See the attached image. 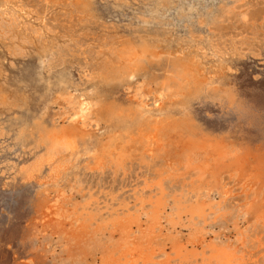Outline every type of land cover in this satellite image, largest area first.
Listing matches in <instances>:
<instances>
[{
    "label": "rangeland",
    "instance_id": "374dc122",
    "mask_svg": "<svg viewBox=\"0 0 264 264\" xmlns=\"http://www.w3.org/2000/svg\"><path fill=\"white\" fill-rule=\"evenodd\" d=\"M71 2L0 0V87L7 97L0 103V264H225L228 257L264 264L256 194L228 172L222 184L203 182L156 148L133 150L122 164L106 158L99 165L88 155L70 162L26 134L37 118L74 124L76 99L92 93L101 54L142 36L162 42L160 64L148 63L134 89L114 82L111 94L127 102L134 93L154 109L164 94L146 80L164 73V42L207 49L208 62L226 60L215 68L234 98L202 94L190 107L193 120L202 133L264 164V0H90L88 11ZM66 83L70 94L62 95ZM79 122L108 139L103 122ZM50 205L58 216H47Z\"/></svg>",
    "mask_w": 264,
    "mask_h": 264
},
{
    "label": "bare ground",
    "instance_id": "6f19581e",
    "mask_svg": "<svg viewBox=\"0 0 264 264\" xmlns=\"http://www.w3.org/2000/svg\"><path fill=\"white\" fill-rule=\"evenodd\" d=\"M72 2L78 8H81L82 11L89 10L90 0H72ZM23 5L25 4L23 3ZM43 10L40 11L43 12ZM14 13L15 11H13ZM157 44L150 43L148 38L146 39L142 36L137 40L126 39L114 44L104 56L101 54V57L104 58L103 62H105L101 65L98 74L90 81L92 93L83 92L76 99L75 103L78 109L76 108L77 111L73 114L74 118L72 119L75 123L64 125L54 120L48 125L45 124L42 118H37L34 125L27 131L25 130L26 127L23 128L28 134L26 136L28 138L29 135L34 137L38 146L44 147L50 154L62 153L66 156L67 161L71 162L74 159L78 162L82 155H88L90 160L91 158L94 159L99 165L104 164L106 158L115 161L117 164H122L127 155L133 150L147 149V152H152L154 148L158 150L165 149L171 157V160L167 162L168 164L172 167L176 164L181 165L186 173L194 172L197 174L198 179L203 182L222 184L223 175L226 172L232 177H236L243 186H247V189L254 190L256 196L255 200L252 201V207L259 212V217L264 220V198L259 199L264 190V164L256 161L260 158L257 157L259 155L255 156L257 159L252 160L254 158L253 155L252 159L249 157L251 151L241 152L240 149L226 143L220 137H212L202 133L200 126L197 125L191 115L190 107L192 102L202 94H208L215 98H234V93L230 88L220 87V77L218 76V70L215 68L218 65L223 66L226 60L218 59L208 62L206 60L207 49L201 51L197 47H191L182 42H178L173 46L166 41L164 45L170 48H168V55H164L166 60L162 77L156 78L154 75L150 77V81L146 80L149 84L156 86L158 96L164 94L163 98L157 97L161 99L160 105L154 109L148 108L146 104L135 97L134 93H132V98L127 102L117 100L111 94L109 88L114 82L127 84L129 88L134 89L137 82H139L138 77L146 72L148 63L160 64L162 58L158 47L162 45V42L159 46ZM44 46L42 53L48 49L46 45ZM145 75L149 77L148 73H145ZM70 88L71 84L66 83L63 86L62 95L70 94ZM1 102L5 104L7 97L0 87ZM51 103H56V100L52 99ZM88 116L98 123H104V127L107 128L108 139L103 138L102 134L95 133L94 129L93 131L95 132L92 133L80 125L79 121H85ZM21 127H23V124ZM24 135L25 133L22 134V136ZM171 146L174 149L172 151H175V153L170 152ZM46 155L45 157L49 156ZM55 161L53 160L50 164H54ZM60 179L61 175L59 174L53 182H58ZM45 183H49V181L43 182V185ZM50 206L54 209L52 207V209L49 208L51 210L47 216L59 214L57 212L58 209L55 210V205ZM55 219L57 224L61 223L63 225L59 218ZM220 221L222 222V220ZM62 228L65 229L64 227ZM134 250L132 249L131 251L133 255H135ZM149 259L144 261L145 264ZM225 264H233V258L228 257Z\"/></svg>",
    "mask_w": 264,
    "mask_h": 264
}]
</instances>
